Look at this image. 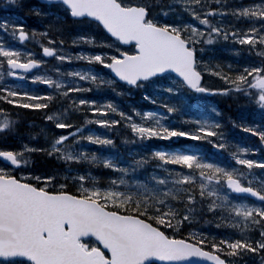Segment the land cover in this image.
Segmentation results:
<instances>
[{"label": "snow or ice", "instance_id": "obj_1", "mask_svg": "<svg viewBox=\"0 0 264 264\" xmlns=\"http://www.w3.org/2000/svg\"><path fill=\"white\" fill-rule=\"evenodd\" d=\"M0 9L43 25L0 16V264H264V0ZM38 35L41 56L7 42ZM221 99L256 144L231 150ZM80 216L96 230L72 235Z\"/></svg>", "mask_w": 264, "mask_h": 264}, {"label": "rangeland", "instance_id": "obj_2", "mask_svg": "<svg viewBox=\"0 0 264 264\" xmlns=\"http://www.w3.org/2000/svg\"><path fill=\"white\" fill-rule=\"evenodd\" d=\"M0 4H2L0 2ZM24 10H19V9H11L9 11H4L3 9H0V16H12V15H18L20 18L23 19L24 23L30 27H33V28H37L38 25L36 26H33L31 23V20L28 19V17L24 14ZM38 29V28H37ZM39 36V35H38ZM36 36V37H38ZM7 42H11L13 43V45L15 46H18V47H21L25 50H31L33 51L37 56L38 53L36 52L35 49H32V48H24L23 45H24V42L23 43H20V42H17L15 40H7ZM41 47V45H39ZM68 45H66L67 47ZM217 55H220L219 53ZM225 55H227L225 53ZM48 65L49 67L46 68V72L45 74H51V75H55V67L58 66V62L55 61L54 59H51V60H48ZM73 67H75V65H73ZM62 70H63V66H62ZM42 86H45V85H42V84H39V85H36V87L38 88H41ZM47 87V86H46ZM86 95H92L91 93H85ZM69 104H71V101H68ZM137 103H142L140 101H137ZM194 107L192 109L193 113L194 114H203V111L202 109L198 106V102L193 99L191 102H190ZM219 108L222 110V108L220 107V105L218 104ZM60 107V102H58L56 104V108H59ZM155 106H148V105H144V110H154ZM223 111V114H225V111ZM77 116H80L82 115V113H76ZM237 115V109H234V115H231V116H235ZM32 117H33V122L35 123H39L40 121V117H38L36 114L32 113ZM227 117L228 115H226V118H224L225 120V127L226 129L228 130V135L232 141V144H233V147H232V151H236L237 150V147H244V146H248V145H254L256 144L257 142V139L258 138H255L253 137L251 134L249 133H245L243 132L242 130L240 129H236V128H232L231 124L228 123L227 121ZM95 127V129L97 130V134H101L103 132V129L101 126H93ZM9 144L11 145H15L17 143L16 140L13 139V141H8ZM188 145H185V147H187ZM226 157H227V154L225 153H222L220 156L218 157H213L214 159H219L221 161H225L226 160ZM227 162H230V160H228ZM249 179H251V177H249Z\"/></svg>", "mask_w": 264, "mask_h": 264}, {"label": "water", "instance_id": "obj_3", "mask_svg": "<svg viewBox=\"0 0 264 264\" xmlns=\"http://www.w3.org/2000/svg\"><path fill=\"white\" fill-rule=\"evenodd\" d=\"M39 2V0H37ZM70 230L72 235L84 234L96 230V224L94 220L86 216L74 217L70 225ZM71 248L76 250L78 245L75 241L71 242ZM89 258L90 264H97L99 260L98 255L93 253H77L76 256H73L70 252L64 250L63 248L57 249L55 252L51 253L47 258L54 260H65V259H75V258Z\"/></svg>", "mask_w": 264, "mask_h": 264}, {"label": "trees", "instance_id": "obj_4", "mask_svg": "<svg viewBox=\"0 0 264 264\" xmlns=\"http://www.w3.org/2000/svg\"><path fill=\"white\" fill-rule=\"evenodd\" d=\"M1 3H3V0H0ZM26 3H37L36 1L34 0H25ZM24 14L28 17L29 20H31V24L33 26H37L38 29H40L43 25H42V22H41V19L40 18H37L35 16H30L28 15L27 13V10L24 9ZM40 38H42L41 36H38ZM44 40V43H46V40L44 38H42ZM218 104L220 105V107L222 108V110L225 111V114L226 115H234V109H237L236 108V105L231 101V100H224V99H221L219 100ZM226 115H224V118H226ZM25 119L26 120H31L33 121V117H32V114L31 115H28V114H25ZM9 141H13V139H9ZM41 165H43V161L40 162Z\"/></svg>", "mask_w": 264, "mask_h": 264}]
</instances>
